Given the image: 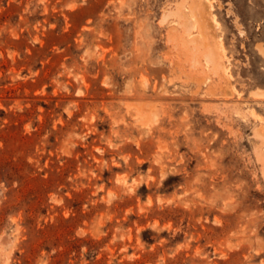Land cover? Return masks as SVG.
I'll return each instance as SVG.
<instances>
[{"label":"rangeland","instance_id":"1","mask_svg":"<svg viewBox=\"0 0 264 264\" xmlns=\"http://www.w3.org/2000/svg\"><path fill=\"white\" fill-rule=\"evenodd\" d=\"M211 1L0 0V264H264V0Z\"/></svg>","mask_w":264,"mask_h":264},{"label":"bare ground","instance_id":"2","mask_svg":"<svg viewBox=\"0 0 264 264\" xmlns=\"http://www.w3.org/2000/svg\"><path fill=\"white\" fill-rule=\"evenodd\" d=\"M204 1H206V3H207V5H208V8H209V10L210 9H212V7H213V5H212V1L211 0H204ZM198 3H199V1H198ZM205 3V2H204ZM191 6H192V4H190ZM194 5V4H193ZM200 7V6H199ZM192 9V7H190L189 6V12H190V10ZM203 8V7H202ZM199 9V8H198ZM194 9H192L191 10V12L193 11ZM204 10V9H203ZM188 12V13H189ZM190 12V13H191ZM193 13V12H192ZM195 14V13H194ZM193 15V14H192ZM189 16H190V14H189ZM197 18V17H196ZM190 19V18H189ZM198 19V18H197ZM196 20V19H195ZM213 20L216 22V24L218 25V23H217V20H215V16L213 17ZM187 21H188V19H187ZM213 21V22H214ZM192 22V21H191ZM198 22H199V19H198V21H197V25H198ZM185 23H186V21H185ZM187 24V23H186ZM191 24V23H190ZM200 25V24H199ZM201 26V25H200ZM202 27V26H201ZM200 28V27H199ZM198 28V29H199ZM204 28V27H203ZM208 28V27H207ZM208 31V30H207ZM203 34V33H202ZM196 36V35H195ZM196 38H197V36H196ZM198 42V41H197ZM215 43V42H214ZM221 44V43H220ZM257 49H258V52L264 57V46H262L261 44H259V45H257ZM213 50V49H212ZM216 50V49H215ZM215 50H214V52H215ZM212 52V51H211ZM219 52H220V54H219V57L221 58V57H223L224 56V52H225V49L222 47V46H219ZM216 53V52H215ZM218 54V53H217ZM221 55V56H220ZM212 56V55H211ZM210 57V56H209ZM208 57V58H209ZM206 58H207V53H206ZM212 58V57H211ZM219 58V59H220ZM227 59V58H226ZM206 60V59H205ZM212 60V59H211ZM207 62V61H206ZM211 62V61H210ZM208 63H209V59H208ZM225 66V65H224ZM223 68V67H222ZM214 69V68H213ZM224 73L225 74H227L228 76H230V74H229V71H228V66H226L225 68H224ZM230 85V84H229ZM229 87V86H228ZM263 91V90H262ZM264 93V92H263ZM257 94H258V92H257ZM264 95V94H263Z\"/></svg>","mask_w":264,"mask_h":264}]
</instances>
